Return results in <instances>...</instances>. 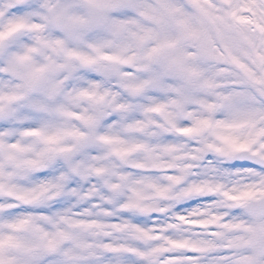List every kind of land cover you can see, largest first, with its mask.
Instances as JSON below:
<instances>
[{
    "label": "snow or ice",
    "instance_id": "obj_1",
    "mask_svg": "<svg viewBox=\"0 0 264 264\" xmlns=\"http://www.w3.org/2000/svg\"><path fill=\"white\" fill-rule=\"evenodd\" d=\"M0 264H264V0H0Z\"/></svg>",
    "mask_w": 264,
    "mask_h": 264
}]
</instances>
